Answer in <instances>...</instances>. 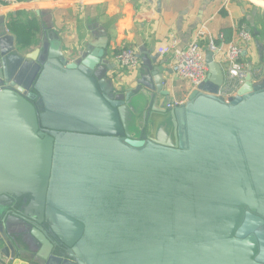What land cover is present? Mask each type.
Segmentation results:
<instances>
[{"label": "water", "instance_id": "water-1", "mask_svg": "<svg viewBox=\"0 0 264 264\" xmlns=\"http://www.w3.org/2000/svg\"><path fill=\"white\" fill-rule=\"evenodd\" d=\"M0 22V264H264V65L170 96L157 58L112 75ZM29 194V197L25 195Z\"/></svg>", "mask_w": 264, "mask_h": 264}, {"label": "crops", "instance_id": "crops-1", "mask_svg": "<svg viewBox=\"0 0 264 264\" xmlns=\"http://www.w3.org/2000/svg\"><path fill=\"white\" fill-rule=\"evenodd\" d=\"M31 17L37 19L38 30L31 45H20L23 53L51 38L53 46L72 59L93 36L106 32L112 75L137 76L148 57L157 58L165 88L170 91L165 106L170 101L184 104L194 89L173 71L171 35L184 47L198 34L204 52L211 44L222 46L216 60L226 70L223 50L230 41L241 42L237 31L245 26L252 36L243 46L245 70L250 65H264V0H85L83 4L78 0H20L14 5H0V22L8 34L13 35L8 22ZM126 46L137 50L140 62L135 68H120L114 59L115 53Z\"/></svg>", "mask_w": 264, "mask_h": 264}, {"label": "built area", "instance_id": "built-area-1", "mask_svg": "<svg viewBox=\"0 0 264 264\" xmlns=\"http://www.w3.org/2000/svg\"><path fill=\"white\" fill-rule=\"evenodd\" d=\"M20 0H0V5H14ZM83 4L85 0H78ZM237 36L240 43L230 41L227 43L225 50H223L222 60L227 63V68L224 70L225 80L219 95H228L234 92L233 89L243 79L246 64L241 61L244 44L251 41L252 36L250 31L242 26L237 31ZM170 45L174 56L173 71L182 79L187 80L191 86L196 89L202 85L206 80L207 63L205 61V52L202 50L198 34L186 46H180V40L171 35ZM210 49L222 53V46L210 45ZM118 66L124 69L135 68L139 65V56L134 47L126 46L120 48L114 55ZM221 63V62H220ZM178 101H170L166 104L167 108L180 106Z\"/></svg>", "mask_w": 264, "mask_h": 264}, {"label": "trees", "instance_id": "trees-1", "mask_svg": "<svg viewBox=\"0 0 264 264\" xmlns=\"http://www.w3.org/2000/svg\"><path fill=\"white\" fill-rule=\"evenodd\" d=\"M8 29L15 36L18 44L28 46L34 42L38 30V22L35 17L25 21L14 19L8 22Z\"/></svg>", "mask_w": 264, "mask_h": 264}]
</instances>
